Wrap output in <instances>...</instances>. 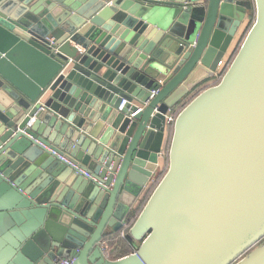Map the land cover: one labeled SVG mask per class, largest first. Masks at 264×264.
<instances>
[{"label": "water", "instance_id": "1", "mask_svg": "<svg viewBox=\"0 0 264 264\" xmlns=\"http://www.w3.org/2000/svg\"><path fill=\"white\" fill-rule=\"evenodd\" d=\"M65 258L264 264V0H0V264Z\"/></svg>", "mask_w": 264, "mask_h": 264}, {"label": "crops", "instance_id": "2", "mask_svg": "<svg viewBox=\"0 0 264 264\" xmlns=\"http://www.w3.org/2000/svg\"><path fill=\"white\" fill-rule=\"evenodd\" d=\"M252 21H253V14H250L249 17L244 21V23L241 25L240 29L238 30V33H237V35H236V37H235V39H234V41L230 47V50L228 51L225 58L223 59L224 63H227L234 56V53L237 50L238 45L242 42V40H243L244 36L246 35V32H247L249 26L251 25ZM214 82H215L214 79L209 80L203 86L199 87L195 91V93H193L191 96H194L195 94L198 93V91H200L201 89H204L205 87H209L211 85H214ZM190 97L188 98V100L190 99ZM186 101L184 103H186ZM159 163H160V165L164 166V163H162L161 160H159ZM151 187L149 189H151ZM149 189L144 193V196L142 197L141 201L139 202V205H138L139 207H140V205H142L146 201ZM105 245L109 249V252H110L109 253V260H117V259H120V258L132 253L134 250H136L139 246V242H137V241H131V242L121 241V243H119V242H117V243L105 242Z\"/></svg>", "mask_w": 264, "mask_h": 264}, {"label": "built area", "instance_id": "3", "mask_svg": "<svg viewBox=\"0 0 264 264\" xmlns=\"http://www.w3.org/2000/svg\"><path fill=\"white\" fill-rule=\"evenodd\" d=\"M47 40L51 41V39H47ZM224 66H225V63H222V62L219 63V68H220V70L216 73V75H217V79H219V78L222 76V73H223L222 71H223V69H224ZM122 106H123V103L121 104V106H120L119 108L121 109ZM174 120H175V115H168V116H167V123H168V124H172V123L174 122ZM59 158H60L62 161H64V162L68 163L69 165H71V167H74L75 169H77V170H78L79 172H81L86 178H88V179L91 178V175H90V174L85 173L84 171L78 169L75 165H73L72 163H70L69 161H67L66 159H64L63 157L59 156ZM152 183L154 184L155 182H152ZM122 235H125V233H122ZM101 251H102L104 257L107 258V259H109V253H110V252H109V249L106 247L105 244H103V245L101 246ZM72 262H73V259H70V258L61 259V260L59 261L60 264H72Z\"/></svg>", "mask_w": 264, "mask_h": 264}, {"label": "trees", "instance_id": "4", "mask_svg": "<svg viewBox=\"0 0 264 264\" xmlns=\"http://www.w3.org/2000/svg\"><path fill=\"white\" fill-rule=\"evenodd\" d=\"M171 134H172V128L170 127V128L168 129V136H167V141H166V145H165V150H166V152H167L168 145H169V142H170ZM159 178H160V177H159ZM153 186H154V184H153ZM153 188H154V187H151V189H149L148 196L151 194ZM142 206H143V205H142ZM142 206L140 205V207H138V208L136 209V211H135L136 214H138V212H140ZM132 222H133V217L131 218V221H130L129 224L127 225L126 232H128L129 227H130V225L132 224ZM108 242H110V243H111V242H115V243L119 242V243H121V240H120L119 238H116V239H114L113 241H108Z\"/></svg>", "mask_w": 264, "mask_h": 264}]
</instances>
